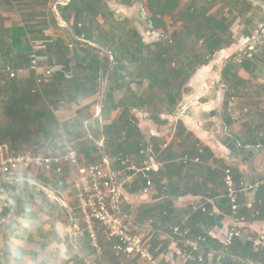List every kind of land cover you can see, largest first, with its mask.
I'll use <instances>...</instances> for the list:
<instances>
[{
    "label": "crops",
    "instance_id": "crops-1",
    "mask_svg": "<svg viewBox=\"0 0 264 264\" xmlns=\"http://www.w3.org/2000/svg\"><path fill=\"white\" fill-rule=\"evenodd\" d=\"M55 1L53 13L58 16L55 19L59 26L64 22L56 13L59 3ZM122 9L125 15L126 11L132 10L129 5H124ZM64 25L59 27L71 34L72 21L71 26ZM51 39L52 0H0V141L8 143L17 154L61 155L67 148H72L86 164L82 145L92 141L98 151H92L90 156L101 155L95 163L107 159L104 148L111 161L126 159L128 165L135 168L152 161L162 162L161 168L151 172V185L148 187L143 185L145 181L139 175L123 171L120 163L117 169L110 167L118 181L125 180L124 173L131 176L119 191L116 209L135 231L149 239L151 253L158 264H221L220 257L229 247L224 246L223 241L233 223L229 204L223 201V168H229L236 187L241 190L239 214L243 217L238 224L242 234L232 241L231 256L235 254L233 258L236 260L244 257L246 264H263L253 260L252 257L257 256L260 250H255L246 239L264 234V112H246L245 119L240 120L226 112L224 87L221 86L219 92L213 94L205 80L214 79V74L200 69L190 77L188 90L173 110L164 109L149 114L144 110L145 106L133 109L142 142L139 153L131 152L123 156L125 149L119 150L123 138L113 139L102 131L104 125L117 117L119 110L111 112L106 121L101 120L100 109L80 120L87 102L97 95L77 104L66 96L68 88L64 87L62 94L52 90V77L37 84L36 79L43 78L44 70L52 69V49L46 47L52 44ZM38 42L42 43L40 48L35 47ZM68 47L71 48V45ZM33 50L40 59L37 70L24 73L17 79V84L10 86L9 81L13 79L8 77L5 69L27 68ZM204 67L209 69V65ZM218 76L221 79V72ZM139 87L132 81L126 90L138 92ZM54 93L59 94V99L52 102ZM55 129L60 133V141L58 139L54 145L55 151L60 152L58 154L51 147L55 134L52 130ZM145 146L152 147V160L140 154ZM201 147L208 150L209 156L200 160L189 158L195 148ZM184 158H187L186 162ZM64 172L69 174V168L65 167ZM43 175V172L29 170L0 178V217H5L8 211L14 212L16 200H27L33 206H42L37 201L38 196L28 195L32 189L37 194L41 192L64 209V214L70 219L68 238L76 253L83 257L78 246L89 253L91 249L86 248L87 238L83 229L79 228L84 224H78L79 220L74 224V194L66 188L59 191L48 187L44 184ZM138 178L142 182L137 181ZM256 183L258 187L245 190L246 186ZM197 213L198 216L195 215ZM201 213H207V217L199 215ZM57 217V214L52 217L53 225L57 223ZM42 218L45 221L48 217ZM211 219L215 223L208 225ZM14 221L20 223L26 220L17 218ZM53 228L62 242L51 243L50 249L58 251L60 259L66 258L64 236L55 225ZM191 244H196L198 250L192 249ZM178 250L190 254L192 260H183L176 254ZM97 256L92 254L85 260L93 263ZM115 259L116 264L119 261L124 264H148L137 258Z\"/></svg>",
    "mask_w": 264,
    "mask_h": 264
},
{
    "label": "trees",
    "instance_id": "trees-1",
    "mask_svg": "<svg viewBox=\"0 0 264 264\" xmlns=\"http://www.w3.org/2000/svg\"><path fill=\"white\" fill-rule=\"evenodd\" d=\"M224 1L226 0H186L182 3L181 0H146L144 8L148 12V27L152 31L158 28L166 29L163 19L165 16H169L174 23L181 22L179 32H173L169 36L170 44L160 37L161 39H157L150 45L144 44L135 29L125 28L122 24L108 31L102 30L105 22L107 25L114 19L113 10L108 7L106 0H69L65 5H58L59 18L66 25L71 26V21L73 23L70 39L75 49L70 54L68 45L63 39L52 40V44L46 46L48 50L52 49V69H55L54 62L57 61L59 65H62L64 58H69L70 55L75 63L69 75L59 70L53 71L52 90L62 94L64 87L68 88L66 96L70 101L78 104L93 96H102L104 85L107 83L99 116L102 121H106L111 112L119 110V113L114 120L102 127L103 134L113 139L123 138L119 147L120 151L125 149L123 156L131 152L139 153L142 137L136 127L137 119L132 111L143 107L145 101L140 100V103L136 104L137 92L128 91L126 87L132 81L136 82L138 87L146 84L147 89L163 92V98L167 100L169 106H175L181 100L183 95L181 90L190 79L192 69L195 66H206L208 60L222 48L224 35H231L226 18L219 17L225 7ZM212 9L214 11L210 12ZM98 18L101 19V23ZM52 24H57L53 12ZM195 29L196 32L193 35L192 31ZM192 35L196 36L195 43L186 49V39ZM244 35L251 36L249 32ZM261 42H264V38H261ZM149 46L151 47L147 57L143 49L144 47L148 49ZM111 57H113L112 65ZM238 60L239 65L235 62ZM173 61L177 63V67H171ZM260 62L257 52L245 50L244 53L233 54L221 71V80L225 84L223 85L225 95L231 98L261 95L264 98L263 86L259 85L257 90L252 91L251 80L248 78L242 80L243 72L252 73ZM126 66H137L143 69L144 76L141 83L134 79L132 72L126 71ZM15 84L17 80L9 81L10 86ZM52 119H54L53 116ZM52 131L55 134L52 132L54 135L51 147L52 151H55L54 145L58 139L60 141V133L56 129ZM82 146H84L82 155L87 164L95 163L101 158L100 154L90 156L92 151H98L92 141ZM55 152L60 153L58 150ZM207 153L209 152L206 148H195L189 154V158L197 157L200 160L204 156H209ZM104 156L110 161V167L113 170L118 168V160L111 161L106 148H104ZM43 176L44 184L48 187L59 191L66 188L63 184L67 177L66 172L59 176L47 177L45 174ZM137 181L142 182L139 178ZM59 183H62L61 186ZM224 198L223 201L227 202ZM51 207L45 210L42 206H33L30 201L16 200L14 219L26 220L29 223V230H22L19 228V222L13 221L24 233V237H16L21 243L6 245L3 251L0 250V264H116L115 256L108 247L92 261L93 263L86 262L85 258L89 259L92 254L96 253L90 245L84 225L79 228L83 229V235L87 238L86 248L91 249L90 253L78 246L83 257L79 256L69 238L64 237L66 258L60 259L58 251L51 250L50 245L51 243L59 244L62 239L57 235L53 224H51L52 229L46 227L47 223L42 217L52 218L58 211L65 212L58 203L52 204ZM72 214L74 224L77 220H79L78 224H81L78 211L74 209ZM195 215L198 216V213ZM199 215L206 216L207 213ZM213 223L215 220L211 219L208 225ZM179 241L182 242V239ZM232 246L233 242L223 252V256L220 257L221 264H246L243 261L244 257L236 260L233 258L235 254L232 253L231 256ZM203 251L206 252V249ZM252 258L255 262L264 264V251L260 250L259 254ZM51 261L53 263H50Z\"/></svg>",
    "mask_w": 264,
    "mask_h": 264
},
{
    "label": "built area",
    "instance_id": "built-area-1",
    "mask_svg": "<svg viewBox=\"0 0 264 264\" xmlns=\"http://www.w3.org/2000/svg\"><path fill=\"white\" fill-rule=\"evenodd\" d=\"M63 27L64 23H59ZM41 42L36 44V48L41 47ZM39 57L36 51L30 55L27 68H6L5 73L10 79L17 80L26 72H34L39 66ZM54 69L47 68L43 72V78H37V84L43 83L45 79L52 77ZM140 154L146 155L152 160L154 151L151 146H145ZM184 162L187 158L183 159ZM195 161H198L196 159ZM118 162L123 166V171H132L139 175L146 186L151 185V172L161 168L162 162L146 164L141 168H135L128 165L126 159H119ZM69 168V174L65 178V187L74 194L76 205L81 222L84 224V230L90 240V245L97 255H101L106 247L110 248L114 256L121 259L137 258L148 264H158L151 253L149 239L135 231L130 222L118 213L116 206L119 191L124 184L128 183L131 176L124 173L125 180L118 181L116 174L111 172L107 159L99 163L86 164L82 156L72 148H67L61 155H39L31 152L15 153L10 145L0 141V178H5L16 172L40 171L48 177L52 175H62L64 168ZM117 174L120 175L118 172ZM225 187V198L230 207L233 223L230 226L227 236L223 241L224 246L231 245L235 238L241 237L242 231L238 226L243 221L239 210V190L234 182L231 169L225 168L222 178ZM62 183H59L61 186ZM255 185L246 186L245 190L258 187ZM203 210V209H202ZM202 240V238H198ZM255 250L264 251V234L257 237H247ZM192 249L198 250L195 244L190 245ZM183 260H192L190 254H184L181 251L176 252ZM201 259L198 257L197 259ZM117 264H124L119 261Z\"/></svg>",
    "mask_w": 264,
    "mask_h": 264
},
{
    "label": "rangeland",
    "instance_id": "rangeland-1",
    "mask_svg": "<svg viewBox=\"0 0 264 264\" xmlns=\"http://www.w3.org/2000/svg\"><path fill=\"white\" fill-rule=\"evenodd\" d=\"M66 0H58V5H63ZM146 0H106V4L108 7L110 6L113 10V21L106 25V22L104 23V27L102 30L108 31L110 28H115L117 26H124L128 29H135L138 34L140 35V38H142V41L144 44L150 45L152 42L156 41L160 37L164 40H167L170 44V35L174 33H178L181 27V22L174 23L171 21L169 16H165L164 22L166 25V29L158 28L156 31H152V29H149L148 22H147V16L148 12L144 8ZM182 3H184L186 0H181ZM55 0H52V12L55 5ZM225 4L224 9L220 12L219 17H225L226 23L229 27V32L231 35L223 37V44L222 48L217 51L211 59L208 60L207 65H209V69L202 66L201 67H194L192 69L191 74L194 75L196 72H198L200 69H204L207 72H210L214 74V79H206L207 86L209 90L213 94H217L219 90L221 89V86L225 85L223 80L219 79V74L222 71L223 67L228 63L230 57L233 54L236 53H244L245 50L247 51H253L257 52V55L261 62L259 65L254 69L252 73L249 72H243L242 80L243 79H249L250 87L252 91L257 90V87L263 86L264 89V42H261V38H264V0H226L223 2ZM58 5L56 6V13L59 15L58 11ZM124 5L131 6V11H123L122 7ZM109 7V8H110ZM120 9V10H119ZM214 9H212L210 12H213ZM55 12V11H54ZM55 14V13H54ZM58 16L56 15L55 18ZM99 23H101V19L98 18ZM108 20V19H107ZM110 20V19H109ZM57 21V20H56ZM58 23V22H56ZM65 26V25H64ZM72 30V29H71ZM193 35L196 32V29L192 31ZM249 32L250 37H247L244 35V33ZM260 33V35H258ZM70 32L67 29L60 28L58 25L52 24V39H63L66 45H71V48L68 47L70 54L73 49H75L74 44L71 42L70 39ZM188 37L186 39V49L190 46L194 45L196 36ZM160 38V39H161ZM162 41V42H163ZM166 42V41H165ZM173 43V42H172ZM260 45V47H258ZM189 46V47H188ZM150 47L148 49L144 47L143 53L145 56L148 57L150 52ZM71 56V55H70ZM69 58L71 59V57ZM236 64H240L239 60L235 61ZM59 62H54V66L56 69H59L62 67V65L58 64ZM74 60L71 59V69L74 66ZM171 67H177L176 62H172ZM127 72H132L133 77L137 82L141 83L140 81L143 78V69L138 68L137 66H126ZM80 75V73L78 74ZM191 75V77H192ZM190 80V79H189ZM187 80L184 88L181 90L183 93H185L188 90V84L190 81ZM137 98L135 99L136 104L140 103V100L145 101V107L144 110H147V113H155L159 110L161 112L162 110H168L171 111L174 109L175 106L179 105L181 100L175 105V106H169L167 103V100L164 99V93L160 92L156 89L150 90L147 89L146 84H141L139 91L136 93ZM160 98H163V100H160ZM59 99V94L54 93L52 95V102ZM102 99L101 95H98L95 97V99H91L88 101L86 107V110L84 112H81L80 114V120H84L85 117L88 115H93L95 109H99V103ZM224 100L227 102V109L226 112L232 113L234 116L238 117V119H245L246 112H254L255 110H259L261 112H264V98H262L261 95H251L248 98H236V97H229L228 95H225ZM161 110V111H160ZM71 147H73L72 144H70ZM74 148V147H73ZM75 149V148H74ZM28 195L30 197L32 196H38L37 201L42 206L51 209L53 202L52 200L48 199L43 195V193L39 192L38 194L35 192L34 189L28 191ZM1 214V213H0ZM57 223L54 224L57 231L61 232V235L64 237H69L70 230V219L67 217L64 213L57 212ZM14 213L13 211H8L7 215L5 217H0V250H4V246L6 245H12V244H19L21 243L19 240L16 239V237H24V233L22 230H29V223L26 221H21L19 223V229L14 223ZM59 219V221H58ZM52 218H46L45 221L48 223L46 225L47 228H50V225L52 224ZM51 221V222H50ZM49 222L51 224H49ZM59 222V223H58ZM72 235H74L72 233ZM63 252V249L61 250V253ZM60 253V255H61ZM50 263H53L51 261ZM55 264V263H54Z\"/></svg>",
    "mask_w": 264,
    "mask_h": 264
},
{
    "label": "water",
    "instance_id": "water-1",
    "mask_svg": "<svg viewBox=\"0 0 264 264\" xmlns=\"http://www.w3.org/2000/svg\"><path fill=\"white\" fill-rule=\"evenodd\" d=\"M70 63H71V59L70 58H68V57L64 58L62 67L59 68V69L55 68L54 71L59 70L62 73H64L65 75H69L71 73ZM112 63H113V57H111V65H112ZM108 75H109V73H108ZM108 75H107V79H108ZM106 86H107V83L104 85V91L102 93V99L100 101V106H99L100 110H102V107H103Z\"/></svg>",
    "mask_w": 264,
    "mask_h": 264
}]
</instances>
